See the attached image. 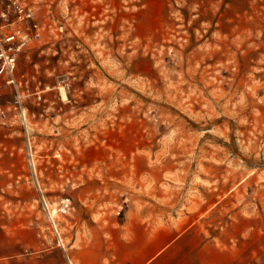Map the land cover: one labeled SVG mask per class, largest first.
Listing matches in <instances>:
<instances>
[{
	"label": "rangeland",
	"instance_id": "374dc122",
	"mask_svg": "<svg viewBox=\"0 0 264 264\" xmlns=\"http://www.w3.org/2000/svg\"><path fill=\"white\" fill-rule=\"evenodd\" d=\"M22 1L44 28L0 82V257L81 264L138 212L264 264V0Z\"/></svg>",
	"mask_w": 264,
	"mask_h": 264
},
{
	"label": "crops",
	"instance_id": "0c3cea01",
	"mask_svg": "<svg viewBox=\"0 0 264 264\" xmlns=\"http://www.w3.org/2000/svg\"><path fill=\"white\" fill-rule=\"evenodd\" d=\"M136 214L133 239L124 244L85 246L80 251L81 264H104L105 259L111 264H247L248 258L256 260L262 254V244H214L205 240L196 222L186 227L152 225ZM9 260L18 264L17 257ZM0 264H7L6 258L0 257Z\"/></svg>",
	"mask_w": 264,
	"mask_h": 264
},
{
	"label": "built area",
	"instance_id": "2783aa9c",
	"mask_svg": "<svg viewBox=\"0 0 264 264\" xmlns=\"http://www.w3.org/2000/svg\"><path fill=\"white\" fill-rule=\"evenodd\" d=\"M43 28L35 11L22 0H0V82L4 80L8 84L18 85L19 55L41 38ZM22 98L23 95L19 92L18 103L21 108ZM0 115H5L2 108ZM23 116L25 117L24 112ZM71 203V198L63 200L64 210L67 211ZM68 264H73L69 258Z\"/></svg>",
	"mask_w": 264,
	"mask_h": 264
},
{
	"label": "bare ground",
	"instance_id": "6f19581e",
	"mask_svg": "<svg viewBox=\"0 0 264 264\" xmlns=\"http://www.w3.org/2000/svg\"><path fill=\"white\" fill-rule=\"evenodd\" d=\"M34 163H35V162H34V159H33V165H35ZM63 209H64V207H63ZM57 213H58V210H57L56 208H52L51 211H50V216H51V218L54 219V216H55ZM55 225H56V223H55Z\"/></svg>",
	"mask_w": 264,
	"mask_h": 264
}]
</instances>
